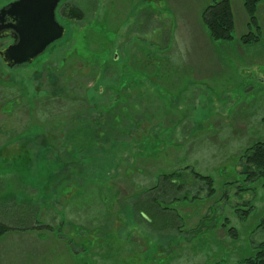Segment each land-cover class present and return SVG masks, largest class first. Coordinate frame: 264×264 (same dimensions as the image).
I'll return each instance as SVG.
<instances>
[{
	"label": "rangeland",
	"instance_id": "374dc122",
	"mask_svg": "<svg viewBox=\"0 0 264 264\" xmlns=\"http://www.w3.org/2000/svg\"><path fill=\"white\" fill-rule=\"evenodd\" d=\"M209 2L63 0L64 37L31 64L8 68L0 58V220L20 230L0 237V264H238L264 239V189L240 163L244 148L264 139V1L252 43L241 40L243 0H231L234 38L208 39L198 19ZM73 3L83 24L67 16ZM122 66L132 70L126 90ZM111 90L131 92L126 122L149 119L114 144L70 151L62 133L74 115L87 116L83 98L71 97L98 102L93 118ZM186 165L211 175L216 192L207 198L198 184L196 199L173 202L162 217L156 192L144 193ZM215 216L214 229L200 225ZM39 223L55 231L33 228Z\"/></svg>",
	"mask_w": 264,
	"mask_h": 264
},
{
	"label": "trees",
	"instance_id": "16d2710c",
	"mask_svg": "<svg viewBox=\"0 0 264 264\" xmlns=\"http://www.w3.org/2000/svg\"><path fill=\"white\" fill-rule=\"evenodd\" d=\"M264 0H243L244 8L248 14V26L249 31L241 37V40L244 43H252L259 39L258 31L260 30V24L257 17V6L258 4ZM60 5V4H59ZM59 7L57 9V14H59ZM70 12V13H69ZM67 16L70 19H75L78 22H85L86 18L84 10L78 4H70V9ZM66 13V12H65ZM201 20L206 29V32L209 38L216 42L221 41H228L234 38V31H235V18L234 13L232 10L231 0H210V2L205 6L201 14ZM54 44V43H53ZM162 46H169V40H167L166 44L162 43ZM51 46V45H50ZM117 62L116 59L113 60ZM123 82H122V89L126 90L132 86L130 76L132 74L131 68H127V66L123 67ZM126 72V73H125ZM55 80L54 76H50ZM56 81V80H55ZM126 81H128L126 83ZM61 93L63 91H60ZM113 95L109 98V105L104 109V107H99L100 111L98 112L97 116L90 118L88 115L89 110L94 112L96 109V105L98 102L91 101L89 98L87 101H90L91 104L88 105L84 97H79L76 94L71 97L70 104H73L74 100H79V98H83L85 101V106H87L86 112L83 115H74L70 119V128H66L67 131L62 133V140L67 139L70 143V151L72 150H85L90 146L94 145H101V143L106 144H114L118 142V135L121 136L123 134H130L131 131H136L140 129V125L142 124L143 119H149L142 116L135 115L133 118H129L126 122L125 118L130 114L131 108L127 106L129 100L131 102L130 93L121 94L118 91L111 90ZM63 97V96H62ZM64 98V97H63ZM74 98V99H73ZM49 99L50 98H46ZM45 99V100H46ZM56 99V98H54ZM47 100V101H49ZM57 101L62 99H56ZM133 100V98H132ZM59 102V101H58ZM117 108V110H116ZM104 112V113H103ZM106 113V114H105ZM105 114V115H104ZM107 116V118H106ZM119 117V118H118ZM59 120L55 119L54 123H57ZM78 122V123H75ZM64 122V120H63ZM82 122V123H81ZM66 125V124H65ZM62 127H66L62 125ZM64 134V135H63ZM63 144V143H62ZM87 145V146H86ZM105 147V146H103ZM241 163V174L245 176L247 181H258L261 182V185L264 189V139H259L254 141L253 143L247 145L244 148V152L241 154L240 157ZM159 184H154L149 190H146L144 194L150 195L156 192L153 196H151V201L156 203L159 208L158 210L161 211L159 213L160 216L164 217V214L167 211H174L175 209L172 205L173 202L178 200L184 201L189 198L196 199L198 195V191L194 192V188L198 186V184H205L207 188V198L213 196L216 192V188L214 185V178L209 175L202 173L193 169L191 166L186 165L183 168H177L167 173L161 174L159 178ZM162 185V187H159ZM170 187V190H166L164 187ZM192 187V188H189ZM194 187V188H193ZM193 189V190H192ZM240 191L248 190V188L239 187ZM158 192V193H157ZM160 195V196H159ZM159 196V197H158ZM166 196H172V198L168 201L164 200ZM162 200H161V199ZM205 199V198H204ZM163 201V202H162ZM170 202V203H169ZM171 204V205H170ZM245 204L249 205V208L245 211V213L241 214L242 217H248L251 210L250 208L253 207V204L250 201H245ZM173 209V210H172ZM212 214L218 215V209ZM169 214V212H167ZM146 216V215H145ZM148 216V215H147ZM175 216V215H174ZM149 217V216H148ZM219 217V215H218ZM179 218V217H178ZM215 217H204L202 222L200 223L201 226L204 228H215L216 220ZM225 222L222 223L223 226H228L229 220L225 218ZM42 227H48L55 231L54 227L49 225H42L38 224L36 227L41 229ZM259 227L264 228V218L259 223ZM16 227H12L6 222L0 220V237L4 236L12 229ZM31 228V227H30ZM30 230V229H25ZM203 230V229H202ZM204 231L194 230L190 233H195L194 235H198L199 233H203ZM228 233L235 237L236 233L232 227H228ZM58 237L64 238L63 234L60 232L57 234ZM238 264H264V239L260 240L258 243L254 244L251 247V251L247 256H244Z\"/></svg>",
	"mask_w": 264,
	"mask_h": 264
},
{
	"label": "water",
	"instance_id": "95a60500",
	"mask_svg": "<svg viewBox=\"0 0 264 264\" xmlns=\"http://www.w3.org/2000/svg\"><path fill=\"white\" fill-rule=\"evenodd\" d=\"M63 0H13L0 7V39L12 41L0 48V58L8 68L31 64L66 33L57 19Z\"/></svg>",
	"mask_w": 264,
	"mask_h": 264
},
{
	"label": "crops",
	"instance_id": "0c3cea01",
	"mask_svg": "<svg viewBox=\"0 0 264 264\" xmlns=\"http://www.w3.org/2000/svg\"><path fill=\"white\" fill-rule=\"evenodd\" d=\"M201 17V16H200ZM198 20H200L201 21V18H199ZM198 20L196 21L197 23H198ZM246 22V21H245ZM202 23V22H201ZM236 24V23H235ZM203 28V27H202ZM206 35H207V33H206ZM200 36L202 37V34H200ZM207 38H208V35H207ZM209 39V38H208ZM34 231V230H33ZM10 232H20V230H18V231H10ZM23 232H30L32 235L33 234H35L34 232H32V230H26V231H23ZM36 236V235H35ZM5 237V236H4ZM31 238H38L37 236L36 237H32L31 236Z\"/></svg>",
	"mask_w": 264,
	"mask_h": 264
},
{
	"label": "flooded vegetation",
	"instance_id": "af4514ba",
	"mask_svg": "<svg viewBox=\"0 0 264 264\" xmlns=\"http://www.w3.org/2000/svg\"><path fill=\"white\" fill-rule=\"evenodd\" d=\"M58 7H59V6H58ZM57 9H58V8H57ZM56 15H57V19H58V21H59V17H58L57 12H56ZM67 31H68V30H67V28H66V33H67ZM66 33H65V35H66ZM65 35H64V36H65ZM64 36H63V37H64ZM11 39H12V38H11ZM11 41H12V40H11ZM57 41H58V40H57ZM57 41H56V42H57ZM56 42H54V44H55ZM52 44H53V43H52ZM52 44H51V45H52ZM48 48H49V47H48ZM48 48H47V49H48ZM47 49H46V50H47Z\"/></svg>",
	"mask_w": 264,
	"mask_h": 264
}]
</instances>
